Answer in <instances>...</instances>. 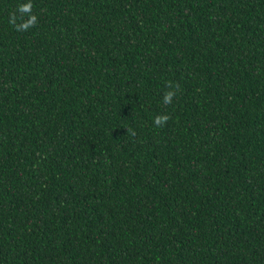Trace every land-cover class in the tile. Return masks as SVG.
<instances>
[{
  "label": "trees",
  "instance_id": "trees-1",
  "mask_svg": "<svg viewBox=\"0 0 264 264\" xmlns=\"http://www.w3.org/2000/svg\"><path fill=\"white\" fill-rule=\"evenodd\" d=\"M0 264H264V0H0Z\"/></svg>",
  "mask_w": 264,
  "mask_h": 264
},
{
  "label": "clouds",
  "instance_id": "clouds-1",
  "mask_svg": "<svg viewBox=\"0 0 264 264\" xmlns=\"http://www.w3.org/2000/svg\"><path fill=\"white\" fill-rule=\"evenodd\" d=\"M33 19H35V18H33ZM174 95H175V93H174L173 91H168V92H166V93H165V96H164V98H163L164 103H165V104L171 103V101H172ZM166 120H167V117H166V116H165V117H160V116H158V117H156V121H155V122H156L157 125H161V124L164 123ZM133 135H134V133H133Z\"/></svg>",
  "mask_w": 264,
  "mask_h": 264
}]
</instances>
